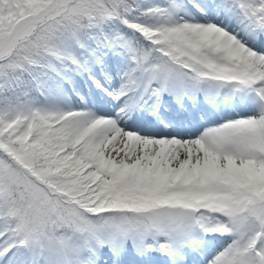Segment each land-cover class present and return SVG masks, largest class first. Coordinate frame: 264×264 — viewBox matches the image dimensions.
<instances>
[{
  "label": "snow or ice",
  "instance_id": "obj_1",
  "mask_svg": "<svg viewBox=\"0 0 264 264\" xmlns=\"http://www.w3.org/2000/svg\"><path fill=\"white\" fill-rule=\"evenodd\" d=\"M0 264H264V0H0Z\"/></svg>",
  "mask_w": 264,
  "mask_h": 264
}]
</instances>
